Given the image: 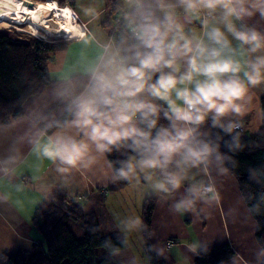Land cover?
<instances>
[{
  "label": "clouds",
  "instance_id": "obj_1",
  "mask_svg": "<svg viewBox=\"0 0 264 264\" xmlns=\"http://www.w3.org/2000/svg\"><path fill=\"white\" fill-rule=\"evenodd\" d=\"M76 3L75 26L69 16L59 31L76 34L81 55L61 65L42 95L0 120V181L11 183L30 157L48 161L65 184L103 160L110 183L143 181L181 216L211 209L242 137L264 129V0H114L111 33L97 27L102 0ZM113 152L123 158L107 159ZM248 171L264 188V166ZM249 199L248 210L259 214L264 191ZM122 228L143 223L130 216ZM103 247L118 251L110 239ZM189 249L199 255L208 245ZM242 259L234 253L222 264ZM245 264H264V246Z\"/></svg>",
  "mask_w": 264,
  "mask_h": 264
},
{
  "label": "crops",
  "instance_id": "obj_2",
  "mask_svg": "<svg viewBox=\"0 0 264 264\" xmlns=\"http://www.w3.org/2000/svg\"><path fill=\"white\" fill-rule=\"evenodd\" d=\"M69 4L73 9L77 7L76 0ZM110 4L114 5L109 8ZM114 8V0H102L101 16L97 21L100 32H110L113 17L118 15L117 12H111ZM70 43L72 45L69 50L57 53L49 63L52 81L59 74L61 65L66 68L69 66L66 61H73L81 55L82 45L79 39ZM92 51L88 49L87 54H92ZM52 62L54 64L51 65ZM245 135L251 136L248 133ZM103 167L104 161L101 160L92 172L77 173L65 184L48 161L40 164L30 157L18 170L17 176L12 178L11 183L7 180L0 181V254L33 250L41 241V235L32 221L35 211L44 200L61 194L67 200H87V209L97 212L105 235L124 237L129 245L126 249L128 252L134 243L144 249L143 239L141 230L125 232L122 222L130 216L141 218L145 201L155 197L157 207L152 224V244L162 245L167 252L165 260L170 264H195L197 254L191 252L189 246L198 241L207 242L208 247L229 244L236 253L241 254L243 259L239 264L254 260V251L258 244V224L248 210L238 182L231 173L219 184V203L211 209H206L203 214L186 213L181 216L170 208L172 200L150 195L143 181L114 191L112 188L116 184L105 179L102 174ZM15 185H22L21 190H17ZM133 186H137V189L130 193ZM105 191L108 193L104 194ZM101 200H104V203ZM168 240L176 243L170 250H166Z\"/></svg>",
  "mask_w": 264,
  "mask_h": 264
},
{
  "label": "trees",
  "instance_id": "obj_3",
  "mask_svg": "<svg viewBox=\"0 0 264 264\" xmlns=\"http://www.w3.org/2000/svg\"><path fill=\"white\" fill-rule=\"evenodd\" d=\"M60 5L65 4L60 2ZM113 11L117 12L116 8L111 10ZM66 44L67 42L52 43L40 38L23 37L0 28V120L17 114L21 110V104L30 103L34 96L42 95L51 86L53 81L49 75V63L54 55L65 51ZM261 102H264V95L261 96ZM242 142L245 147L234 154L237 163L231 174L236 178L241 194L250 208L255 200L249 199V194L258 195L260 191H264L260 184L249 179L248 171L250 168L264 166V129L251 136L244 135ZM108 158L115 161L123 157L113 152ZM128 185L120 181L112 189L117 191ZM101 201L104 203V200ZM86 202L87 200H67L61 194L44 200L37 207L32 220L41 235V241L33 250L2 254L7 257V264H123L122 258L116 254L110 255L103 245L110 239L118 253L128 248L127 240L118 235L106 236L97 212L88 210ZM156 207L157 199L150 197L142 208L143 246L148 264H170L161 255L149 250L153 245L151 234ZM251 213L258 224L257 241L264 246V207L259 214ZM71 222L82 229L83 235L80 238L71 229ZM121 239L126 242L121 244ZM234 253L236 252L229 244L208 247L206 253L196 255L195 264H221L228 261ZM0 264H4L2 259Z\"/></svg>",
  "mask_w": 264,
  "mask_h": 264
},
{
  "label": "bare ground",
  "instance_id": "obj_4",
  "mask_svg": "<svg viewBox=\"0 0 264 264\" xmlns=\"http://www.w3.org/2000/svg\"><path fill=\"white\" fill-rule=\"evenodd\" d=\"M43 2L39 1V4L31 7L29 4L32 3L23 0H0V11L3 13L0 14V21L9 24L6 26H12L18 33H26L33 38H76L75 33L59 31L60 26L67 25L69 16L73 20L70 4L65 7L66 4L61 6L56 0H51L49 4ZM72 26H75L73 21Z\"/></svg>",
  "mask_w": 264,
  "mask_h": 264
},
{
  "label": "rangeland",
  "instance_id": "obj_5",
  "mask_svg": "<svg viewBox=\"0 0 264 264\" xmlns=\"http://www.w3.org/2000/svg\"><path fill=\"white\" fill-rule=\"evenodd\" d=\"M34 2H37V1H35V0H33ZM59 3L60 2H64V4H66V3H70V1L69 0H61V1H58ZM6 25H8V26H10L9 24H7V23H4V22H2V21H0V28H2V29H4V30H6V31H9V32H14V33H16V34H18V35H22L23 37L25 36V37H29V38H33L31 35H27L26 33H18L17 31H15L14 29L15 28H13L12 26V28L11 27H8V26H6ZM110 33V32H109ZM34 38H36V37H34ZM44 40V39H43ZM72 41H74V40H71V41H68L67 42V44H66V48H65V50L67 51V50H69L70 48H71V43L70 42H72ZM55 42H66V41H55ZM62 52V51H61ZM59 53V52H58ZM56 57V56H55ZM54 62V61H53ZM51 63V65L52 64H54V63ZM51 65H50V68H51ZM50 87V86H49ZM49 87H47V89L49 88ZM244 137V136H243ZM141 182V181H140ZM135 188L137 189V186L136 187H134L133 186V188H132V190L130 191V193H133L134 191H135ZM108 191H105L104 193H107ZM70 227H71V229L74 231V233H75V235L77 236V237H81L82 235H83V231H82V229L76 224V223H74V222H71L70 223ZM132 235H134V234H132ZM155 246H157V248H162V245H160V244H156ZM130 252H128V251H126V250H123V251H120V252H118V253H116V255L117 256H119V257H122V263L123 264H148V261H147V256H146V252H145V250L144 249H142V247L138 244H136V243H134L133 245H131V247H130ZM166 250H170V249H167V247H166ZM166 254H167V252L164 250V255H161L164 259H166L165 257H166Z\"/></svg>",
  "mask_w": 264,
  "mask_h": 264
},
{
  "label": "built area",
  "instance_id": "obj_6",
  "mask_svg": "<svg viewBox=\"0 0 264 264\" xmlns=\"http://www.w3.org/2000/svg\"><path fill=\"white\" fill-rule=\"evenodd\" d=\"M23 1H25V2H28V3H32V4H39L38 2H34L33 0H23ZM49 2H51V0H44V2L43 3H47V4H49ZM42 3V4H43ZM65 7H68V3H66V6ZM71 10V9H70ZM71 12H72V17H73V22H74V24H76V22H77V20H78V17L76 16V14H75V12L73 11V10H71ZM117 23H118V20H117V16H114L113 17V20H112V22H111V29H110V33L114 30V28H115V26L117 25ZM39 38H42V37H39ZM42 39H44L45 41H47V42H55V41H66V42H68V41H71V40H78L79 38L78 37H76V38H69V37H66V36H61V37H59V38H55V37H53V39H49V38H46V37H43ZM174 246V243H173V241L172 240H168L167 242H166V247H167V249H170V248H172Z\"/></svg>",
  "mask_w": 264,
  "mask_h": 264
},
{
  "label": "water",
  "instance_id": "obj_7",
  "mask_svg": "<svg viewBox=\"0 0 264 264\" xmlns=\"http://www.w3.org/2000/svg\"><path fill=\"white\" fill-rule=\"evenodd\" d=\"M31 7H33L34 6V4H29Z\"/></svg>",
  "mask_w": 264,
  "mask_h": 264
}]
</instances>
